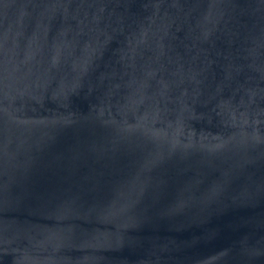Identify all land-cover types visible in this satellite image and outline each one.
Returning a JSON list of instances; mask_svg holds the SVG:
<instances>
[{"label": "water", "instance_id": "1", "mask_svg": "<svg viewBox=\"0 0 264 264\" xmlns=\"http://www.w3.org/2000/svg\"><path fill=\"white\" fill-rule=\"evenodd\" d=\"M0 264H264V0H0Z\"/></svg>", "mask_w": 264, "mask_h": 264}]
</instances>
